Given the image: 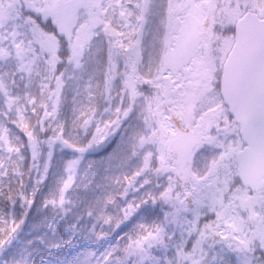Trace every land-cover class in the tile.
Wrapping results in <instances>:
<instances>
[{
	"label": "snow or ice",
	"instance_id": "obj_1",
	"mask_svg": "<svg viewBox=\"0 0 264 264\" xmlns=\"http://www.w3.org/2000/svg\"><path fill=\"white\" fill-rule=\"evenodd\" d=\"M0 264H264V0H0Z\"/></svg>",
	"mask_w": 264,
	"mask_h": 264
}]
</instances>
